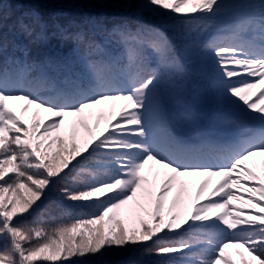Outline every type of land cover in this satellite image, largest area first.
Returning <instances> with one entry per match:
<instances>
[{"label":"snow or ice","instance_id":"1","mask_svg":"<svg viewBox=\"0 0 264 264\" xmlns=\"http://www.w3.org/2000/svg\"><path fill=\"white\" fill-rule=\"evenodd\" d=\"M60 2L79 12L28 11L8 24L15 10L0 0V264H105L131 249L159 264H237L230 249L239 264H264V179L248 166L264 157V0ZM233 3L241 15L221 28ZM214 28L221 38L207 37ZM202 57L216 66V93L247 113L220 118L239 131L214 167L184 162L163 127L164 87L201 71ZM93 119L105 121L98 134ZM77 126L89 133L80 142ZM178 185L185 211L165 219ZM57 193L91 211L49 231L37 225Z\"/></svg>","mask_w":264,"mask_h":264},{"label":"trees","instance_id":"2","mask_svg":"<svg viewBox=\"0 0 264 264\" xmlns=\"http://www.w3.org/2000/svg\"><path fill=\"white\" fill-rule=\"evenodd\" d=\"M9 3L12 5V8L9 10V14L11 15L12 10H15V16H12V19L7 21L8 24H12L17 16H20L21 14H26L28 11H39L42 14H44L45 17H47V15L52 14V13L59 14L60 12H63L64 14H67L68 12L72 11L75 14L79 12V9L72 10L66 4L61 3L60 0H9ZM21 4L23 5V7H20ZM88 12L106 14L110 20L118 19L117 14L111 8L93 7V8L88 9ZM147 17L148 19H153L155 17V13L149 12L147 13ZM17 55L18 56L22 55V53L17 52ZM209 61L211 60L202 57L198 61V67L199 68L203 67ZM186 77H187V81L188 79L189 80L192 79L194 81L197 80V83L200 84L197 94L200 98L204 100L203 103L205 104V98L206 97L209 98L211 97V95L209 94V90H207L206 87H204V85H201L203 82L202 81L203 74L199 71L194 76L192 74H187ZM174 83L179 86V93H180L181 98L183 100H186L188 97V92H187V88L185 85L184 75L177 76ZM174 83L169 86L164 87V90H163L164 94L171 95L172 97H174L172 93ZM218 103L222 106H225L228 104L222 98L218 99ZM175 105H181V107H184L190 116L192 115L191 109L189 108L188 103L184 104V102L179 99L175 102ZM199 105H200V101H197L196 106H199ZM88 124L92 130V134H98V132L103 130L104 128L103 119L100 120L99 129L96 128L95 119L89 120ZM71 132H72V129L69 127V128H66L61 134L64 135L65 137H68L71 135ZM82 133L85 135V137L89 136V133L86 132L85 129L77 126L76 136H79ZM169 148L171 151H173L172 148L170 147V144H169ZM162 178L163 177L161 176L160 179ZM84 179H87V177H85ZM149 179L150 181L153 180L151 176L149 177ZM158 184H159V180H155L152 183L153 199H155V191H156V188L158 187ZM185 190L191 193V189L188 183L185 185ZM174 196H177L178 198H177V202L175 206L173 207L172 201H173ZM184 201H185V196L182 192H180V188L178 185L176 188L173 189V193L170 194L169 197L165 201V204H164L165 218H168L169 209H171L173 213L184 212L185 211ZM240 203H241L240 201L236 202V204H240ZM133 207H136L135 203L133 204ZM42 211L44 213L42 217V222L41 224L37 226H42L45 229L50 231L51 229L58 226L59 224L71 223L76 218L77 214L84 215L91 210L90 209H78L76 208L73 202L65 200L62 196H60L57 193L44 201V204L42 206ZM245 211H248V210L245 209ZM252 211H258V210H252ZM140 216H144L145 219L150 220V217L145 216L143 213ZM121 218H124L125 222L131 225L129 218L127 216H122ZM133 221L138 222V218H135ZM229 251H230L232 258L236 259L237 264H239V257L236 256L235 250L230 249ZM72 259L74 261V264H99V262L95 258H80L79 260H77L76 258H72ZM159 260H160L159 257L152 256V255H149L143 252H139L135 249H131L125 252H121L120 250H113L107 256L104 257L105 264H159Z\"/></svg>","mask_w":264,"mask_h":264},{"label":"rangeland","instance_id":"3","mask_svg":"<svg viewBox=\"0 0 264 264\" xmlns=\"http://www.w3.org/2000/svg\"><path fill=\"white\" fill-rule=\"evenodd\" d=\"M85 137V135L82 133L81 135H79V136H77V140H78V142H80V140L82 139V138H84ZM251 161V160H250ZM248 164H249V162H248ZM140 215L142 214V213H139ZM135 218H133V219H129V221H130V223H131V225L132 224H138V222L137 221H133Z\"/></svg>","mask_w":264,"mask_h":264}]
</instances>
